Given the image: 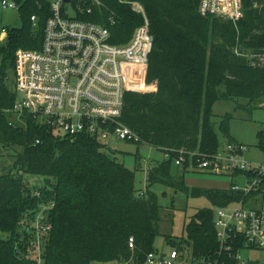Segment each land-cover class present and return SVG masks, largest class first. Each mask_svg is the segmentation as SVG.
I'll list each match as a JSON object with an SVG mask.
<instances>
[{"label": "trees", "instance_id": "obj_1", "mask_svg": "<svg viewBox=\"0 0 264 264\" xmlns=\"http://www.w3.org/2000/svg\"><path fill=\"white\" fill-rule=\"evenodd\" d=\"M11 1L21 26L3 28L0 43V150L14 151L11 164L0 169V264H38L31 253L34 235L26 228H33L41 205L53 204L46 210V224L51 227L42 241V264H101L131 256L135 264H142L145 254L155 250L153 241L159 234L160 204L153 185L206 197L216 208L237 199L229 186L187 185L188 164L179 167L172 158L148 164L145 190L138 193L135 171L110 158L98 139L58 135L27 112H22V126L14 117L17 94L10 79L15 53L19 48L41 47L50 9L49 0ZM71 1L76 18L106 25L115 44L127 42L143 23L141 14L119 0H98L99 5ZM198 3L142 2L153 36L146 79L156 89L125 92L120 117L138 136L137 144L161 151L186 148L213 153L225 142H234L229 135L230 114L219 124L224 141L215 131L214 103L230 100L251 111L264 99V0H241L243 15L236 22L202 16ZM248 53L260 60L253 61ZM240 99L248 100L247 105L237 103ZM257 136V145L264 148V129ZM25 174L42 176L45 185L32 190L23 180ZM214 216L211 209H199L185 224V237L169 241L171 248L191 249L195 257L211 253L216 247ZM130 236L133 252L127 244Z\"/></svg>", "mask_w": 264, "mask_h": 264}, {"label": "built area", "instance_id": "obj_2", "mask_svg": "<svg viewBox=\"0 0 264 264\" xmlns=\"http://www.w3.org/2000/svg\"><path fill=\"white\" fill-rule=\"evenodd\" d=\"M90 1L99 5L98 0ZM119 1L143 17V23L123 44L111 41L106 25L76 18L71 0H49L50 15L41 47L15 53L16 112L33 114L41 125L61 136L88 135L105 143L114 135L138 142V136L120 117L125 92L156 89L154 82L153 90L146 89L153 36L143 0ZM0 3L3 8H17L11 0ZM198 11L202 16L232 22L243 15L241 0H199ZM35 20L32 16L31 21ZM245 151L247 146L236 142H225L213 153L186 148L162 150L163 158H172L179 167L187 163L189 169L227 177L237 199L215 211L216 247L211 253L195 257L191 249H155L145 254L142 264H264V164L244 160ZM51 207L52 203L40 206L31 228L33 248L40 251V259L39 239L50 230L45 218ZM26 229L29 232L30 227ZM127 244L133 252V236L128 237ZM109 263L135 264L133 256Z\"/></svg>", "mask_w": 264, "mask_h": 264}, {"label": "rangeland", "instance_id": "obj_3", "mask_svg": "<svg viewBox=\"0 0 264 264\" xmlns=\"http://www.w3.org/2000/svg\"><path fill=\"white\" fill-rule=\"evenodd\" d=\"M21 26V18L17 8H3L0 3V43H3L1 39L2 29L18 28ZM22 50H35L25 49ZM17 49V50H19ZM248 57L253 61L260 60L259 56L248 53ZM10 79L15 81L16 71L10 74ZM13 81V83H14ZM154 86L151 82H147V90H153ZM246 99H240L237 103L241 105H247ZM236 103L233 101L218 100L212 107V121L214 129L218 136L221 138L219 131V124L222 117L226 114H230L231 119L229 120V135L230 138L236 142L247 146V151L243 154L244 160L252 163L253 165L261 163L264 164V148H260L258 143V132L264 129V99H261L255 105L251 111H247L245 108H237ZM254 105V104H253ZM27 114H31L28 113ZM22 113L15 114L14 117L23 126L25 121ZM33 115V114H31ZM34 116V115H33ZM38 119V117H36ZM222 139V138H221ZM224 141V138L222 139ZM105 147L103 151L116 162L124 164L128 169L135 171V189L139 193L145 190L146 181V168L148 164L154 163L155 161L162 160L163 154L161 150L155 147L137 144L135 142L125 141L116 136L112 135L105 140ZM20 149L17 147L16 149ZM13 150L4 149L0 150V169L3 166H9L12 162ZM171 170L175 172L176 167L172 165ZM207 175V176H206ZM195 175V173H188L186 175V184L189 186L196 187H214L222 188L227 186L229 179L224 176L206 174ZM24 182L33 190L41 188L45 185L44 178L38 175L25 174L23 176ZM226 181V182H225ZM229 185V184H228ZM151 190L157 194L158 201L160 204V221H159V234L153 241V247L160 252H167L171 248L169 241L177 242L185 237V224L190 218L201 208H208L216 211L217 208L203 196L193 197L186 195L183 192L175 191L171 188L155 184L151 187ZM35 230V229H34ZM27 234L34 235L33 230ZM47 234L42 235L39 239L41 244L42 241H46ZM42 240V241H41ZM40 251L32 250L33 258L38 264H42V257L40 259ZM31 254V255H32ZM101 264H110L109 262Z\"/></svg>", "mask_w": 264, "mask_h": 264}, {"label": "crops", "instance_id": "obj_4", "mask_svg": "<svg viewBox=\"0 0 264 264\" xmlns=\"http://www.w3.org/2000/svg\"><path fill=\"white\" fill-rule=\"evenodd\" d=\"M5 37V32H2V34H1V39L2 38H4ZM188 173H195V175H202V176H204V175H206V174H203V173H200V172H198V171H195V170H191V169H188L187 170V173L185 174V177H186V175L188 174ZM207 176V175H206ZM219 177V176H218ZM187 178V177H186ZM186 178H185V180H186ZM226 182V181H225ZM228 184H229V182L227 181V186H228ZM227 186H225V187H227ZM202 187H206V186H202ZM210 187H212V186H210Z\"/></svg>", "mask_w": 264, "mask_h": 264}, {"label": "water", "instance_id": "obj_5", "mask_svg": "<svg viewBox=\"0 0 264 264\" xmlns=\"http://www.w3.org/2000/svg\"><path fill=\"white\" fill-rule=\"evenodd\" d=\"M66 1V0H65ZM18 96L20 97V94H18Z\"/></svg>", "mask_w": 264, "mask_h": 264}]
</instances>
